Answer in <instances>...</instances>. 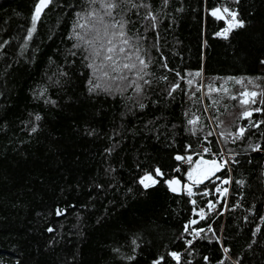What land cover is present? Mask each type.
<instances>
[{
    "label": "trees",
    "instance_id": "1",
    "mask_svg": "<svg viewBox=\"0 0 264 264\" xmlns=\"http://www.w3.org/2000/svg\"><path fill=\"white\" fill-rule=\"evenodd\" d=\"M38 3L0 0V264H264V95L241 104L242 91L264 93V0L121 4L114 17L150 63L141 92L126 87L133 72L111 94L73 38L77 14L84 23L99 5L53 0L32 31ZM216 8L244 27L219 36L230 17L217 19ZM222 151L235 155L226 216L199 219L216 200L213 179L230 170L199 183L195 204L167 181L187 183L199 157ZM146 174L159 182L145 189ZM202 228L209 233L188 244Z\"/></svg>",
    "mask_w": 264,
    "mask_h": 264
},
{
    "label": "snow or ice",
    "instance_id": "2",
    "mask_svg": "<svg viewBox=\"0 0 264 264\" xmlns=\"http://www.w3.org/2000/svg\"><path fill=\"white\" fill-rule=\"evenodd\" d=\"M53 0H39V3L35 7V14L32 17V31H35L36 23L39 21L41 13L45 8H47ZM92 5H99V8L93 7L90 11H88L86 15V20L84 23L79 22L80 14L78 13L77 23L74 25V35L73 38L78 42H82L85 46V50L88 53L86 58H90L91 62L86 65V67L93 70V76L97 80H104L105 86L103 91L111 94L113 91L121 92V85H124L125 81L129 80V73L135 72L137 79L131 80L126 87H131L135 85L136 92L139 93L142 91V87L138 81L144 80V75L147 73L144 71L148 68L150 59L146 61L143 55H141V48L139 47L138 41L134 44L132 39L127 35L126 32V24L128 23L121 17L120 20H116L114 17V12L120 7L121 4L130 7V8H138V7H148L146 4H137L136 0H89ZM166 2V0H165ZM217 19H225V14L227 17H230L228 20V26L220 33L219 36H222L224 39H227L229 33L234 29L243 28L244 23L237 19L238 13L230 11L228 8H216L211 13ZM146 19H151L152 21L156 20L154 15L150 13L146 16ZM151 27H155V25H151ZM76 28L82 29L83 34L81 32L75 31ZM29 38H31V33H29ZM77 46H80L79 44ZM166 66V65H165ZM143 73V75H142ZM99 74V75H97ZM177 76L180 75L179 72L176 73ZM193 75V74H189ZM196 77L202 75L201 72H197L194 74ZM166 79V77H165ZM183 79V77H181ZM145 83H149V81H144ZM193 80H188V85L193 84ZM236 84L244 85V80H236ZM249 84L252 83L250 80ZM89 84L92 85V80H89ZM116 84L117 87L113 89L112 85ZM101 84L97 83L93 87L89 88V91H95L100 88ZM180 85L176 84L171 91H175L179 88ZM209 93L211 92H221L220 88H214L211 85L208 87ZM228 88H224L223 92L227 93ZM258 95H264V93H258L256 91H242L241 96L243 99L241 100L242 105H249L251 103H256V97ZM235 99L236 97H232ZM264 102V101H262ZM141 107H144L141 104ZM256 111H261V109L257 108ZM243 115L245 117H251L252 111L245 110ZM36 119H40V117H36ZM199 121V117L195 119H191L188 121L189 124L196 125ZM264 123V121H262ZM254 127H259V124L254 125ZM35 130V129H34ZM194 131V130H193ZM246 129L240 128L237 133L238 137H243ZM233 142H235L233 140ZM254 150L259 151V146H256ZM205 152L209 151V149H204ZM177 160H185L189 164L192 163V157L189 156L187 158L183 156H177ZM226 164L227 161H224ZM223 165L219 163L217 160H205L203 156H201L200 161L196 163L195 167L188 172V179L192 180L194 183L199 184L202 183L205 179H208L210 176L215 175L216 172L220 171ZM155 172L158 176H163L164 173L160 171V169H155ZM159 181L151 174H146L143 178L139 180V183L145 188L152 187L156 185ZM224 183H230L229 180H225ZM167 184L172 192L179 191V180H168ZM187 190V195L192 196V188L190 186L185 185ZM219 191V189H217ZM224 193H227V189H224ZM193 204L196 203L195 200L192 201ZM208 207L210 209L214 208L215 205L209 203ZM200 217L203 219L205 214L203 210L198 213ZM192 224L197 223V221L193 220ZM52 231V229H49ZM199 235V233H197ZM227 251V249H225ZM176 260H179L180 257L177 253L171 254Z\"/></svg>",
    "mask_w": 264,
    "mask_h": 264
},
{
    "label": "built area",
    "instance_id": "3",
    "mask_svg": "<svg viewBox=\"0 0 264 264\" xmlns=\"http://www.w3.org/2000/svg\"><path fill=\"white\" fill-rule=\"evenodd\" d=\"M200 149L202 153H205L204 151V149H206L205 146L201 145ZM213 156L215 157L214 159H217L219 162L222 163L223 167H227L230 170V174L225 177L217 176L216 178L213 179L212 182L215 184L214 185V195L216 196V200L211 199L210 203L214 204L215 207L212 209H210L208 206L202 207L199 210V213L201 210H203L205 214L204 218L207 217L208 214L210 213H216L223 217L226 216V210H227L228 202H229V195H230L231 188H232L231 168H232V165L235 163V155L232 153H228L226 151H222L219 154L213 153ZM224 161H227V163L225 164ZM263 173H264V161H263ZM225 180H229L230 183H224ZM185 185L190 186L192 188V192H193L192 197H193V200H195L194 197L195 195L198 194L197 188L199 187V184L191 183V184H185ZM185 185L183 189H184V192L187 194ZM217 189H219V191H217ZM224 189H227L226 194L224 193ZM202 193H204V195H206L207 197H211L210 188L205 189ZM220 204L223 205L222 211L220 208ZM199 219H202L200 215H199ZM197 233H199V235H197ZM208 233H209V228L195 229L193 232H191V237L188 240V244H192L194 240Z\"/></svg>",
    "mask_w": 264,
    "mask_h": 264
},
{
    "label": "rangeland",
    "instance_id": "4",
    "mask_svg": "<svg viewBox=\"0 0 264 264\" xmlns=\"http://www.w3.org/2000/svg\"><path fill=\"white\" fill-rule=\"evenodd\" d=\"M188 157H189V156H188ZM192 158H193V157H192ZM200 158H201V157H199V158L194 162L193 167H195L196 163L200 161ZM203 158H204L205 160H210V159H208V158H206V157H203ZM215 160H217V159H215ZM185 161H187V159H186ZM217 161H218V160H217ZM218 162H219V161H218ZM219 163H221V162H219ZM221 164H222V163H221ZM193 167H192V168H193ZM221 169H222V168H221ZM190 171H191V170H190ZM216 173H217V172H216ZM216 173H215V174H216ZM212 176H214V175H212ZM212 176H210V177H212ZM210 177H209V178H210ZM173 179H174V180H179L178 178H173ZM173 179H172V180H173ZM205 180H207V179H205ZM205 180H204V181H205ZM179 181H180V180H179ZM191 183H194V182H193L192 180H189L187 183H183V184H182L181 181H180L179 191H184V189H183L184 185H185V184H191ZM179 191H177V192H179Z\"/></svg>",
    "mask_w": 264,
    "mask_h": 264
}]
</instances>
